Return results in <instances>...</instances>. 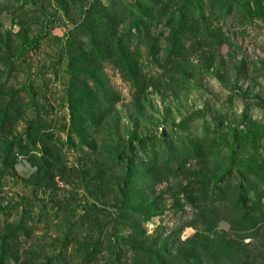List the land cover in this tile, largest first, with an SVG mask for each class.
Here are the masks:
<instances>
[{"label": "rangeland", "instance_id": "374dc122", "mask_svg": "<svg viewBox=\"0 0 264 264\" xmlns=\"http://www.w3.org/2000/svg\"><path fill=\"white\" fill-rule=\"evenodd\" d=\"M263 241L264 0H0V264Z\"/></svg>", "mask_w": 264, "mask_h": 264}, {"label": "trees", "instance_id": "16d2710c", "mask_svg": "<svg viewBox=\"0 0 264 264\" xmlns=\"http://www.w3.org/2000/svg\"><path fill=\"white\" fill-rule=\"evenodd\" d=\"M66 55H67V56H70V53H69V54L66 53ZM68 60H69V59H68ZM84 64H88V61H87V63H85V62L82 60L81 63H79V66H80V67H84V66H85ZM36 136H37V133L34 134V138H36ZM252 237H253V236H252ZM263 242H264V241H263Z\"/></svg>", "mask_w": 264, "mask_h": 264}]
</instances>
